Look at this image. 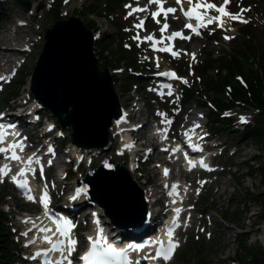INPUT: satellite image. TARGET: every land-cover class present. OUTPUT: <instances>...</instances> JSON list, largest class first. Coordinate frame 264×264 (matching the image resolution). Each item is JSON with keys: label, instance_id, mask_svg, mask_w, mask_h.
<instances>
[{"label": "rangeland", "instance_id": "obj_1", "mask_svg": "<svg viewBox=\"0 0 264 264\" xmlns=\"http://www.w3.org/2000/svg\"><path fill=\"white\" fill-rule=\"evenodd\" d=\"M19 1L20 0H0L2 7V9H0V15L2 17V20H0V57H8L7 59L11 61L15 56L18 55V52L9 53L6 51L3 52V50L6 47L13 48L17 46L20 48L21 46H25L30 52L27 53L25 57L20 55L25 61V64L20 72H31L36 64L38 55L42 48L43 32L45 29H50L53 24L49 15H47V12L52 11L55 6H53L52 0H22L31 5L30 11L24 12L18 5ZM100 1L105 3L108 1L111 3L112 9H115V12L106 17L99 16L95 13L90 15L89 20L95 23L96 30H98L99 33V38L94 42V48H96V50L99 49L98 44H100L104 37H115V44L125 42L126 49H132L131 52H133L135 63L138 66V69H140L142 73H145L149 76L148 78H141L140 89L138 88L137 91L126 94L122 93V86L125 85L124 73L128 72L126 70V65L122 63L120 65V67H122L121 70L114 73V78H116L114 88L118 93V99L120 100L122 98L124 100L123 106L128 109V107H130L131 101L133 108L136 103L139 106L145 105V107H143V116L137 119V123L144 122L146 111H150L152 115L156 114L157 111H159V103L163 102L164 100L161 98L160 101L156 94L151 92V88L154 85V82L153 84L151 82L155 81L152 73L156 71V67L158 65H161L162 69H177L180 74H182V78L187 83V86H193V71L197 67H201L204 63H206L205 61L211 57L209 55L213 54L214 57L218 56L219 58L221 55H223V53L230 52L231 48H233L238 42H240V40L242 41L243 39H248L250 43L257 47H264V0H231L226 11L233 15H237V19H232L229 16H225L223 17L221 25L214 21L212 25L206 29H201L200 35L196 38H193V41L187 40L188 38H185L183 41H179L178 44L175 45L174 49L177 55L173 56L168 52L158 55L159 57L157 58L159 59L160 64H157L154 63L156 62L154 61L156 55L149 52L150 50H148V44L145 42H140L137 39H134V37L137 35H145L146 37L155 36V33L157 34L159 32L161 26H163L165 22L169 27L172 28V30L179 33L183 32L184 23L187 20L182 14L181 9H178L174 13L178 17L177 21L174 20L173 16L168 22L165 20L164 16L161 15L157 19L160 21V23H156V20L149 18V12L153 11V8L147 9L144 19H140L141 16L135 15V13L131 16H128V12L131 9L126 8V5H131L132 7H141L144 4L146 5L149 0H98V2ZM173 1L174 0L168 2L166 7L171 8L178 5L175 3V1ZM204 1L206 3H212L218 6L221 0ZM95 2L96 0H65L63 5H60V7H62L61 16L63 18L79 17V12L89 8V5L94 4ZM196 2L197 0L194 1L195 4ZM51 3L52 5L49 9ZM216 13L217 11L215 10L208 11L210 16H214V14L216 16ZM140 20L144 21L143 28H135L134 25L138 24ZM18 22H21L20 25H18ZM248 23L253 24L251 26V28H253L251 36L244 33V26ZM115 27H117V29H115ZM187 35L190 36L191 33L187 32ZM225 37H228L229 39H225ZM108 57L109 59L111 58L110 55H108ZM214 57L211 58L213 59ZM2 65V61L0 60V67ZM179 67L182 68L179 70ZM204 67L205 65H203L200 70ZM109 74L111 75L112 71H110ZM19 76L20 74H18L15 80H18ZM2 87L5 88V85L2 84ZM197 89L200 91V94H202L200 95L201 99L199 102L198 99H195L188 106H183L182 103H178V105L183 110L190 108L193 111L195 110L206 113L205 117L202 118V122L206 123L205 118L207 116L209 117L207 114L208 112L206 110L196 109L198 103H204L207 100L204 95L205 93L203 92V90H205L204 84L202 86L197 85ZM27 91H29L28 83L24 84V86L18 91L17 101H15L14 104H11V101L9 102V107L11 108L12 106H16V103L21 105L24 101H27ZM27 104L30 107L32 101H27ZM163 104L166 110L170 112H173L176 108V105L172 106L170 104V100L163 102ZM7 106L8 105L0 107V112L6 113L8 111L7 114H14L15 112L8 110ZM135 109H137V106H135ZM250 113L251 112H235L231 114L229 118L233 120L235 124L230 128V131L233 133L229 132L228 134L224 135H220L219 132L212 131L210 124L207 122L205 128L209 132L208 134L211 138V144H218V146L224 150V154L218 159L217 163L221 165L224 171L229 170L230 172L229 174L221 173L217 176L210 175L208 179H206L205 175L202 174H190L185 177V182L189 187H191V184L195 185V183L202 185V182L205 180H208L209 182L205 183L201 189L196 187L197 189L195 190L200 191V195L198 199L195 197L193 198V201L196 202L194 211L186 213L183 217L185 226L178 234L180 248L178 249L173 261L168 264H231L233 262V258L244 255V252L241 250L239 245L240 235H242L247 241V244L259 245L264 248V233L262 231L263 222L260 218L263 212L261 204L258 202L249 205L244 204L246 202V199L244 198L245 189L251 190V192H253V194L256 196H260L259 199L264 202V184H262L263 179L260 171L261 168L264 170V153H259L255 146L251 144L240 142L235 139V132L237 129H242V127L238 128L236 125H240L242 122L250 123L252 114ZM46 114L44 113L42 116L38 114L41 121L40 126L43 125V128H40L39 130L40 132L34 130L36 124L26 123L28 124L26 127L27 132H33L36 134L35 136L37 141L39 134H43L42 130L45 128V126H47V128L51 127V125L56 120L48 118ZM31 118V115H29L26 119L30 120ZM133 122L135 123V121ZM32 128L33 130H31ZM175 129H177V124L172 128V132L175 131ZM67 132L68 131H57L50 132L47 135H42V138L45 140L53 139L56 145L60 147V153L62 154L59 162H57L58 166H56L54 169H51L49 174L51 182H54L58 188V191H56V193H54L52 196L58 207L67 205V200H65V198L70 197L71 193L74 192L76 180L83 177L86 170L97 167L105 157H109L115 164H122L126 168L130 161V158L127 156L120 157L119 153L121 151H119L118 148L120 144L118 141L119 137L115 138L113 136L115 129L113 131L110 130V133H108L109 144L107 151L102 154L98 153V151H93L91 155L84 154L85 157H83V161L80 165H76V170L73 168V165L69 166L70 169L68 171H71V177L68 178L69 175H67V179L65 181H61L59 179L57 180L56 177L61 176V173H57L58 170L64 169L65 171L68 167L66 164L62 165L61 162L70 160L66 159L68 155L64 153V149L68 145ZM58 133H61L62 137H57ZM36 138L34 137L33 140ZM61 143L67 144L61 147ZM33 148L34 147H32V149ZM153 148L154 146H150L145 148L144 151H151ZM152 154L155 155L156 160H164L163 156L160 155L158 150L154 151ZM245 162H249V169L246 168ZM139 163L140 168L142 169L138 172L140 176L137 174H131L133 178L137 180L136 183L138 186L140 188L143 187L146 189L153 187H148L146 182H149L152 185L158 184L162 177L158 169H153L154 165H150L149 162H146V156L140 158ZM230 164L233 166L232 169H228V165ZM237 177L240 178V182L242 184L241 186H238L234 180V178ZM182 178L183 175L181 176V181ZM142 181L145 183V185L141 183ZM62 182L63 187L61 188L59 184ZM141 184L142 187L140 186ZM6 189L8 191V195L3 204L0 202V208L9 214L10 225L12 226L13 230L12 233L14 234H12V240L19 245L20 250L24 249L23 253L29 255L32 250L25 249L23 247L25 245L24 242L27 241L32 234L25 233L26 226H21L22 221H18L17 224H14V217L17 214L20 215L21 211H27L31 215L34 213L32 216H37L40 214L39 208L35 205H26L23 201L16 199L15 194L10 186H8ZM223 189L224 191L221 192ZM166 194L168 193L166 192ZM158 197L159 196H156L155 198ZM70 201L76 206L80 205V209L85 208L83 209L85 211H88L89 209L87 208L86 203L78 196L74 197V199L70 198ZM243 205L247 207V213L244 214V223L242 224L243 230L238 229L237 225L226 223L221 218L224 209L230 207L233 209H242ZM210 206L215 207V209L213 210V208H210ZM155 209L157 210V208ZM166 213V210H162L160 215L156 216L154 210L152 209V216H156L154 220L152 217L150 219V225L153 226L151 228L152 230L159 225L160 219L164 217ZM103 219L106 221L105 217ZM29 225L31 224L29 223ZM104 226H107V224H104ZM79 230L84 231L82 227ZM31 232L34 233V231ZM76 237L78 242H80L78 232ZM189 242L199 244L200 247L204 244L200 251L209 255V258L203 262L199 260L200 256L195 258L191 257L188 261L182 262L179 259V255L182 252L187 254L190 250V255H192L194 249H198L197 247L187 248L186 245ZM23 253L21 251V256H24ZM19 263L20 262L17 261L15 264ZM235 264H237V262H235Z\"/></svg>", "mask_w": 264, "mask_h": 264}, {"label": "trees", "instance_id": "obj_2", "mask_svg": "<svg viewBox=\"0 0 264 264\" xmlns=\"http://www.w3.org/2000/svg\"><path fill=\"white\" fill-rule=\"evenodd\" d=\"M107 3L103 1L98 2V0H96L94 4L89 5V8L79 12L78 16L82 19L85 27L91 32L96 30L95 23L89 20L92 13L106 17L115 12V9H112L111 3L108 1ZM60 5L61 0H54L53 6L55 7L50 11V14H48L52 23L62 18L60 17ZM0 9H2L1 4ZM103 10H106L105 15L101 13ZM0 20H2L1 15ZM115 29H117V27H115ZM252 32L250 27L244 30V33L249 36L252 35ZM114 40L115 37L113 36L109 38L104 37L98 45L100 46L98 57L99 67L101 69H109L111 66H119L122 63L127 67H136L133 52L124 49L122 43L115 44ZM108 55H110V59L107 58ZM102 60H104V62ZM253 61L255 63H253ZM29 72L30 71L21 72L19 79L14 81L6 90L4 94L6 98L2 105L6 104L11 96L18 95L20 87L25 84L26 78L30 76ZM236 76L242 77L245 82V87L239 84ZM199 77L205 86L204 93L213 103V107L216 110L215 112L209 110L212 130L219 133H228L231 130L230 122L227 118H221L219 115L222 111L235 107L237 106L236 103L240 102L242 107L255 109L257 114L254 118L253 125H246L242 130H237L235 132V139L240 142L251 144L255 146L259 153H264V47H257L250 43L248 39L240 40V42L231 48L230 52L223 53L219 58H211L205 67L200 70ZM140 81V77L138 78L133 74H127L125 77V85L122 86V91L128 94L133 89V86L139 88ZM227 88L230 89L229 93H226ZM196 97H198V94H196L194 90L187 92V104L189 105ZM230 133L233 132L230 131ZM245 166L249 169V162H245ZM260 171L263 179L262 184H264L263 168H261ZM234 180L238 186L242 185L239 177L234 178ZM244 198L246 199L245 205L255 202L261 204L263 212L260 218L261 221L264 222V202L259 199L260 196H256L251 190L245 189ZM245 213H247V207L244 205L242 209H233L230 207L224 209L221 218L226 223L237 225L238 229L243 230L242 224L244 223ZM239 241L240 248L244 252V255H240L232 260L238 261L239 264H264V248L259 245L247 244V241L242 235H240ZM203 246L204 244L201 247ZM189 247H197L198 249H194L192 255H190V250L187 254L182 252L179 255V259L182 262L188 261L191 257L195 258L200 256L199 260L203 262L209 258V255L200 251L201 247L199 244L189 242L187 248ZM16 251L17 245L12 240V233L7 224V216L0 209V264H15L17 261H21L17 257Z\"/></svg>", "mask_w": 264, "mask_h": 264}, {"label": "water", "instance_id": "obj_3", "mask_svg": "<svg viewBox=\"0 0 264 264\" xmlns=\"http://www.w3.org/2000/svg\"><path fill=\"white\" fill-rule=\"evenodd\" d=\"M23 11H28L31 5L24 1H19ZM79 35V36H78ZM45 43L38 60L32 70L30 90L34 100L42 105L43 110H47L58 121L62 130L71 128V144L79 149L92 150L104 149L108 143V132L112 126V120L121 116L119 101L113 87V81L107 70L99 71L97 60L92 53V35L78 18H69L67 21H57L50 29L44 32ZM80 47L83 53L92 64L88 63V68L97 83H100L109 97V107L113 110L112 117L103 119L99 137L101 139L92 140L85 136L87 140L93 142L88 144L84 142V133L78 125L80 121L76 110L70 104L64 102L68 95L67 86L62 73H58L57 63L74 66L70 62L74 54L69 56L71 50ZM76 55V54H75ZM60 61V62H58ZM71 94V91L69 92ZM72 95V94H71ZM96 98V97H95ZM66 104V105H65ZM79 129V141L76 140ZM74 119V120H72ZM80 124V123H79ZM100 127V126H99ZM81 139V140H80ZM82 141V142H80ZM77 192L84 195L89 206L96 204L101 208L105 216L110 220L113 226L119 229H130L135 219L140 226L147 215V205L144 200L143 191L133 181L130 173L120 164L114 166L110 159L106 158L95 170L86 173L84 180L77 181Z\"/></svg>", "mask_w": 264, "mask_h": 264}, {"label": "bare ground", "instance_id": "obj_4", "mask_svg": "<svg viewBox=\"0 0 264 264\" xmlns=\"http://www.w3.org/2000/svg\"><path fill=\"white\" fill-rule=\"evenodd\" d=\"M168 1H171V0H168ZM168 1H166V2H168ZM174 1H176V0H174ZM194 1L195 0H192V2L189 3V0H183L182 4L177 5L175 7H171V8H176L177 10L181 9V8L184 10H188L189 8H195V5L197 3H205L206 4V2L204 0H202V1L197 0L196 4L194 3ZM141 8L150 9L152 7H150L149 4L147 3L146 5L145 4L142 5ZM164 8L167 9V7H165V6H164ZM157 10H158L157 6H154V9L152 12H156ZM149 14H150V12H149ZM182 14L184 15L183 12H182ZM200 14L203 17L204 25H206V26L200 27L201 29H206L207 27L212 25L213 22L209 23L208 21L219 15V13L217 12L216 16H215V14H214V16H210L208 14V11L207 12L201 11ZM135 15H140L141 16L140 19H144L145 12H137V13H135ZM173 16H174V20L177 21L178 17L175 14H169L167 16L166 20L169 21V19ZM186 20L187 21L184 23V25L186 23H196V25H198V23L195 19L186 18ZM222 21H223V19H222ZM160 30L157 34L155 33V36H152L155 41L163 40V43H159V42L155 43V46L158 49L157 53L163 52V51H159V49L171 48V52L170 51H167V52L172 54V52H174V48H175V43H173V41L175 39L167 40L165 38L170 36L175 31L172 30L171 27H168V29L165 32H163V34H162ZM185 36L187 37L188 35H185ZM139 37H140V39L138 41L147 42V40H145V37H146L145 35L144 36L139 35ZM190 38L193 39L194 36L191 35ZM176 39H179V38H176ZM169 41H170V43H169ZM152 46H153V43L151 44V47ZM79 49H80V47L78 45V47H76V49H74V50H71V52L69 54V56L74 54L73 59L70 60V62L72 64H74V66H71L70 64L69 65H65V64H59L58 65V63H57L56 67L58 69V73L59 72L62 73V76H63L65 83H66V86H67L68 95H64L65 97H67L64 100V102L70 104V106L72 105V107L76 110L77 116L80 119V121L78 122V125L82 128L83 133H84V139L83 140L88 145L89 143L93 144V142H91L90 140H87L85 136L89 137L92 140H96V141L101 139V134L99 137V131L101 130L103 119H106L107 117L109 118V116L112 117L113 110H111L109 107L110 100H109V97L107 96L105 90H103V87L100 83H97L95 81V78L91 73L92 71H90V69L88 68V63L92 64V62L89 61L88 58L86 57L85 53H83ZM7 50H11V49L6 47L3 50V52H5V51L7 52ZM1 58L2 57H0V59ZM154 61H156V63H159L158 58H154ZM58 62H60V61H58ZM152 88H154V91H156V92H158V91L161 92V87H160V85H158L157 82H155V84L152 86ZM70 91H71L72 95L69 94ZM115 92L118 95L116 90H115ZM177 100H178L177 98L175 100H173L172 104L176 105ZM123 102H124V100L121 98L119 103H120L121 108L123 110V115L118 120L114 121L113 127H112V131L115 129V132L113 135L115 138L120 137V136L123 137V136H125V134L131 133L130 131H125V130L122 131L121 130V127L126 125V119H127V113H128V109L125 108V106H123ZM30 111L35 115L48 112L47 110H42L41 108L37 107V105H33L32 108L30 109ZM30 114L31 113H29L28 115H30ZM160 116L162 117L163 121H166L169 129L178 120L177 121V127L178 128L175 131V135L178 138H180V136L182 135V130H181L182 128H184V127L191 128L186 133H189L190 131H192V129L194 130V128H196L198 124L202 123L201 118L203 116H205V114H204V112H201V111H192L190 108H186L185 110H183L179 106L176 110L173 111V113L171 115L167 114V112H162V113H160ZM141 117H142L141 114L136 113L135 115L130 117V120L132 121V119H133V121H135V120L137 121V119L141 118ZM69 120L70 119H68L67 123L73 124V122H74V126L76 124V127H75L76 128V136H75V138H76V140L79 141V137H81V136H79V134H78L79 129L77 132V123L75 122L74 119H72V120H74L72 122ZM169 121H170V123H169ZM148 129H149L148 123L144 122L141 124L140 128L135 131V136H136L135 146L133 148H130L129 151L131 152L132 150H134V152H136V151L138 152L135 155V157L137 158V162H136V160H133L132 158H130L129 164L127 166L128 170L130 171V173L132 175L137 174L138 176H140L138 173V168H139L138 163L140 161L139 159L142 158L143 156L147 157V162H149L150 165H152V164L154 165L153 169L157 167L156 163L160 162V161L156 160L155 155L152 154L154 151L158 150L160 148V146L155 142L151 133H148L146 131ZM3 131H4V140L5 141L13 142L14 144L19 143L17 138H15L16 135L14 132L8 131L7 129H5L4 126H3ZM202 131H203V129H202ZM228 133L221 132L220 135H224V134H228ZM80 142H82V141H80ZM215 145H218V144H215ZM150 146H154V148L150 152L146 153L144 151L145 148H148ZM215 147H218V146H215ZM16 150L18 152L21 151L19 149H16ZM161 154H163V152H161ZM149 157H151V159H149ZM26 161H28V159L27 160H22V159L20 160L21 164H23V162H26ZM5 165H7L8 169L11 171L12 168L9 166V164L5 163ZM136 167H138V168H136ZM19 178H21V176H19ZM138 183H140V182H138ZM141 183H144V182L142 181ZM59 185H61V184H59ZM155 190L156 189L154 187L146 188L148 211L151 213V216H152V209L155 211L156 210L155 208H158V206H159L158 201L154 200ZM223 191H224V189L221 190V192H223ZM73 194H71L70 198H72ZM88 213L89 214H98L99 212L96 209H90V212H88ZM27 220H29V217L26 218V221ZM30 231L37 232V234H36L37 237H34V239H38L42 242H44L46 239L52 238V236L49 232V226L47 225L44 217H39L38 219H36L34 226L27 230V232H30ZM99 233L102 234L103 236L107 235L106 232H104L102 228H99ZM59 241L66 242L65 239H61V240L56 241V243ZM101 242L103 244H109L110 240H108L104 236V237H102ZM132 242H136V241L133 239H128L122 245H115V246H116V249L118 251L122 252L125 250L126 247H128V245L132 244ZM113 248H114V245H113ZM35 250H37V249H35ZM148 262H149L148 264H157L155 261L150 260V259H148ZM135 264H136V261H135Z\"/></svg>", "mask_w": 264, "mask_h": 264}, {"label": "snow or ice", "instance_id": "obj_5", "mask_svg": "<svg viewBox=\"0 0 264 264\" xmlns=\"http://www.w3.org/2000/svg\"><path fill=\"white\" fill-rule=\"evenodd\" d=\"M176 2L178 5H180V4H182L183 0H176ZM191 2H192V0H189V3H191ZM229 2H230V0H224V4L222 6H219V7L212 4V3H206V4L205 3H197L195 5V8H189L188 10H184L181 8V11L184 13L186 18L195 19L198 23V27H203L206 25H204V23H203V17L200 14L201 11L207 12L209 10H215L219 13V15L213 19H210L208 22L212 23L215 21L218 24H220L222 22L223 17H225V16H229L232 19L238 18L237 15H233V14L226 11V8H227V5ZM149 4L150 5L156 4L157 8H158V11L151 13V17L154 20H156V17L161 16V15H163L165 17V20H166V18L169 14H174L177 11L176 8L165 9L163 6V0H149ZM126 8L131 9L128 12V16H131L137 12H146L147 11V8L132 7L131 5H126ZM241 22H246V21H241ZM156 23H160V21L156 20ZM143 26H144L143 20H140V22L138 24L134 25L135 28H139V29H142ZM168 27H169L168 24L165 22L163 27L160 30L161 33L163 34V32H165L168 29ZM186 28H188L189 30H192V31H196L195 29H192L191 25H186ZM196 34H199V33L196 32ZM176 38L184 39L187 37H184L182 35V33L174 32L170 36L166 37L165 39L173 40ZM134 39L139 40L140 39L139 35L134 37ZM225 39H229V38L225 37ZM145 40L153 42L154 50H155V43H157V42L163 43V40L155 41L152 36L145 37ZM159 51H170L171 52V48L159 49ZM172 55L175 56V55H177V53L172 52ZM167 75H169L170 78H175L174 74H167ZM170 94L171 93L169 92V95ZM169 123H170V121H169ZM197 127H198V125H197ZM3 139H4L3 126H0V143L3 142ZM16 149H19L22 151L23 150V144L22 143H16V144L9 145L7 148H0V153L10 152L11 155L6 157V158L9 160H12V161H19L20 157L16 155ZM23 163H25L26 166L30 165L31 164V158H29L28 161L23 162ZM49 163H51V162H49ZM201 166L202 167L204 166L202 162H201ZM190 170H191V165H190ZM8 171H9V169H8L7 165H5L3 168H0V177L6 176L8 174ZM25 174H26L25 169L22 168L20 170V172L17 174V176H23ZM165 175H167V170H165ZM41 178H43L42 170H41ZM13 182L17 184V187L24 189L26 194L30 193V190L27 188V181L26 180L21 182V181L17 180L16 176H14ZM27 198L29 200L33 199V197L30 194L27 195ZM45 200H46V195L41 197L40 202L43 204L45 202ZM179 211H180L179 209L176 210L177 214L179 213ZM173 224H174V226H176L175 221L173 222ZM68 227H70V226H66L64 229L58 228L57 231H60L61 235L67 236ZM167 234L169 236V243H168L167 247L165 248V247L161 246V247L157 248L154 256H145L143 259H145V260L150 259L153 261L158 260V259H162L165 262H167L171 259L174 250L178 247V244L172 243L171 229L168 231ZM89 239L91 242V238H89ZM76 244H77L76 240L69 239L68 243H67V255H64L63 260H56L54 262V264H64L65 261H67V264H72V261H71V259H69V257H71L73 252L75 251ZM98 247H100L99 237L97 238L96 242L90 243V249H89L87 255L81 257V260L84 261V264H109V262L112 259H116V258L124 259L127 256L128 251L130 250V249H125L122 252H117L111 244H108L107 247L103 248L101 251L98 252L97 251ZM63 248H64V241H59L56 244H52L50 251H53V252L61 251V255H63ZM137 250H139V249H137ZM124 264H128V261L126 259H124ZM136 264H140V260H137Z\"/></svg>", "mask_w": 264, "mask_h": 264}]
</instances>
